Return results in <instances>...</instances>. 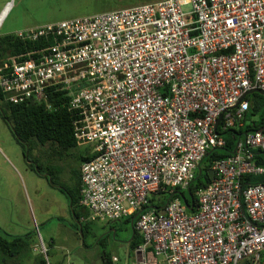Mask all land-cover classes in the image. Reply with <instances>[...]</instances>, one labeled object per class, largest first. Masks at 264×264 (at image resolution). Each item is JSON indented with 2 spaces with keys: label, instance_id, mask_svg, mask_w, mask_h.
<instances>
[{
  "label": "built area",
  "instance_id": "1",
  "mask_svg": "<svg viewBox=\"0 0 264 264\" xmlns=\"http://www.w3.org/2000/svg\"><path fill=\"white\" fill-rule=\"evenodd\" d=\"M15 34L50 44L0 68V92L48 108L50 89L66 91L93 155L79 168L83 220L137 212L132 264H264V180L242 184L264 174V130L212 161L191 209L178 193L144 209L187 191L223 133L243 130L247 91H264V0H155ZM39 252L47 262L41 240Z\"/></svg>",
  "mask_w": 264,
  "mask_h": 264
},
{
  "label": "rangeland",
  "instance_id": "2",
  "mask_svg": "<svg viewBox=\"0 0 264 264\" xmlns=\"http://www.w3.org/2000/svg\"><path fill=\"white\" fill-rule=\"evenodd\" d=\"M6 0H0V7ZM150 0H9V8L4 10L0 35L15 24L35 22H57L79 16H88L110 10L125 8ZM184 9H189L188 6ZM1 25V24H0ZM45 145H38L36 150L25 158L24 148L15 140L10 128L0 117V227L8 233L31 232L33 250L20 253V264H31L39 255L40 240L47 247V261L52 264H102L101 255L106 253L112 264H130L134 261L132 252L128 253L131 226L124 218L112 223L104 220H92L84 228L83 234L79 225L68 230L75 224L73 213L67 196L59 189L52 187L43 176L38 175L33 159L37 152H46ZM89 145L83 144L70 149L74 159L70 162L73 169L79 167V154L90 152ZM33 166V167H30ZM34 168V169H33ZM65 181H56L60 186H72L75 181L65 174ZM71 177V178H70ZM186 198L189 195L185 192ZM49 219L40 223V213ZM54 218H59L55 220ZM84 226V225H83ZM55 230V246L59 247L60 258H52L53 245L47 243L46 232ZM71 231L70 241H65L64 234ZM23 234V233H22ZM99 244L97 245V242ZM70 244L69 247H66ZM90 247L88 252H73L71 245ZM32 249V248H31ZM67 252L65 259L64 254ZM70 252V253H69ZM69 254V256H68ZM49 259V260H48Z\"/></svg>",
  "mask_w": 264,
  "mask_h": 264
},
{
  "label": "trees",
  "instance_id": "3",
  "mask_svg": "<svg viewBox=\"0 0 264 264\" xmlns=\"http://www.w3.org/2000/svg\"><path fill=\"white\" fill-rule=\"evenodd\" d=\"M48 44H50L49 37L23 40L15 33L0 35V68L7 67L14 61H20L28 51L44 47ZM246 98L249 100V111L243 130L231 129L224 132L225 146L219 149H209L205 153L200 162L201 174L199 176L196 174L189 189L185 191H189L192 200H195V191L210 182L207 172L212 161L229 156L233 151L234 143L242 132L257 130L264 124V96L254 92L247 95ZM68 99L66 91L56 89L53 91V89H50L47 93V103L49 104L47 108L43 103H9L4 100L0 92V117L9 126L15 140L23 148L50 143L55 145L56 151L61 155L63 152H67L78 146L73 136L74 113L68 107ZM253 153L255 159L264 166V157L260 156L257 151ZM92 156L91 152H86L85 154H79L77 159L81 164L82 161L88 160ZM79 168L80 165L72 171V177L75 180L72 186L62 185L61 188H55L67 196L75 221L79 223V228L83 234L84 228L89 222L83 223L80 220L79 212L82 207L79 204ZM262 180H264V174L260 176L245 175L242 178V184L256 183ZM56 181L57 179L55 180V185H59ZM185 192L176 190L167 195L163 194L159 197H152L144 209H158L161 207L159 204H164L168 199L178 197V194L185 196ZM194 211L195 208L193 207L190 212ZM137 215V212H133L123 217L133 230V233L132 231L130 233V241L128 243L129 252H132L142 241L141 235L134 228ZM115 222H107V224L111 226ZM32 237L31 232L24 235H13L0 228V264H17L13 258L25 250L31 249L33 243ZM101 258L102 264H111V260L106 253H103ZM36 264H47V262L44 257L40 256Z\"/></svg>",
  "mask_w": 264,
  "mask_h": 264
},
{
  "label": "flooded vegetation",
  "instance_id": "4",
  "mask_svg": "<svg viewBox=\"0 0 264 264\" xmlns=\"http://www.w3.org/2000/svg\"><path fill=\"white\" fill-rule=\"evenodd\" d=\"M37 146L38 145L25 147L24 151H26L23 153L25 158L30 159L29 153L36 150ZM45 146L47 147V153L38 151L37 156L32 160L34 163L33 165H36L35 172L38 175L43 176L52 187L61 188L62 184L61 186L55 185V180L57 179L58 181L59 178L63 177V180L65 181V174H69L72 177L73 170L70 166V162L74 159V155L70 152H63L60 155V153L56 151L54 144L47 143ZM30 167L33 166L30 165Z\"/></svg>",
  "mask_w": 264,
  "mask_h": 264
},
{
  "label": "crops",
  "instance_id": "5",
  "mask_svg": "<svg viewBox=\"0 0 264 264\" xmlns=\"http://www.w3.org/2000/svg\"><path fill=\"white\" fill-rule=\"evenodd\" d=\"M152 1H155V0H150V1H148V2H152ZM8 8H9V0H6V1H4L3 3H2V6L0 7V28L2 27V25H3V22H1V20H2V15H3V12H4V10H6V12H7V10H8ZM58 22V21H57ZM49 23H55V22H35V23H29V24H15V25H11L8 29H7V31H6V34H10V33H16V32H18V31H21V30H25V29H30V28H35V27H39V26H43V25H46V24H49ZM4 35V34H3ZM80 220L84 223V222H91V221H85V220H83V217H85L86 216V211L85 210H83L82 208H81V210H80ZM73 218H74V215H73ZM55 220H57V221H59L58 219L59 218H54ZM75 219V218H74ZM49 219L47 218V216H44L43 214H42V212L40 213V223L41 224H44L46 221H48ZM107 222V221H106ZM75 225L76 226H78L79 225V223H77L76 221H75V224H73L72 225V227L70 226V227H68L69 229L68 230H70L71 228H75ZM1 228V227H0ZM23 233V234H22ZM14 232L13 233V235H24V234H26V233H28V232ZM11 234V233H10ZM73 233L71 232V231H68L66 234H64V240L65 241H70V239L72 238V235ZM46 239H48V241H47V243L49 244V245H53V248H51V249H53V253H52V258L55 260V261H58V259L60 258V255H59V253H58V250H59V247H57V246H55V237H56V234H55V230L54 231H50V232H46ZM70 238V239H69ZM99 244V241L97 242V245ZM66 245H68V246H66V247H69V243L68 244H66ZM77 245V244H76ZM76 245H71L72 247H73V252H81L80 254H83L85 251L86 252H88L89 251V249H90V247L88 246V245H86L85 243H83L82 244V246H76ZM31 248L32 249H30V250H33V246L31 245ZM50 251V249L47 251V252H49ZM70 253V252H69ZM128 253H129V251H128ZM133 253V252H132ZM64 256H65V259H66V257H67V252L64 254ZM68 256H69V254H68ZM19 257H20V255H18L17 257H14L13 258V260L14 261H16L17 262V264H20V261L18 260L19 259ZM38 257H40V255L38 256ZM38 257H34L33 258V261L31 262V264H36V261H37V259H38ZM49 260V259H48ZM47 264H52L51 262H50V260L49 261H47ZM112 264V263H111ZM129 264V263H128ZM130 264H132V263H130Z\"/></svg>",
  "mask_w": 264,
  "mask_h": 264
},
{
  "label": "water",
  "instance_id": "6",
  "mask_svg": "<svg viewBox=\"0 0 264 264\" xmlns=\"http://www.w3.org/2000/svg\"><path fill=\"white\" fill-rule=\"evenodd\" d=\"M254 92L259 93V94H261V95L264 96V91L263 90H260V89L249 90V91H247V94H251V93H254ZM218 121H219V118L216 120L215 127H216ZM259 130H264V124L259 128ZM201 172H202L201 168L198 167V169H197V176H199L201 174ZM208 174H209V178L212 180L213 179V171L212 170H208ZM187 193L189 195V202L187 201V198L185 196H180V198H181L182 202L186 205V207L188 209H191L192 197H191L189 191ZM111 222H113V221H111ZM131 231L133 233L132 228H131ZM129 241H128V243H129Z\"/></svg>",
  "mask_w": 264,
  "mask_h": 264
}]
</instances>
